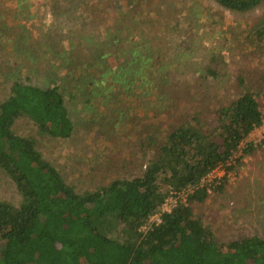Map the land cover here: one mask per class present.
Listing matches in <instances>:
<instances>
[{"label": "trees", "instance_id": "1", "mask_svg": "<svg viewBox=\"0 0 264 264\" xmlns=\"http://www.w3.org/2000/svg\"><path fill=\"white\" fill-rule=\"evenodd\" d=\"M10 1L16 2L13 8L0 5L5 43L12 44L16 56L30 50L31 61L27 54L26 62L48 53L56 64L48 66L55 85L29 83L26 76L13 80L8 96L0 101V169L21 197L19 204L0 199V264H264V234L225 242L194 212V204L209 197L211 185L202 180L217 167L223 168L226 178L254 151L252 144H241L261 125L263 116L256 100L259 92L246 85L242 74L234 85L237 94L212 106L210 124L199 116V100L190 105L182 94L189 83L193 96L200 95L201 88L210 95L211 81L220 76L219 65L226 60L211 56L213 65L193 64L186 53L191 47L180 37V24L173 23L168 31L166 18L161 27L153 24L146 34L144 23L150 17L141 20L143 30L136 34L138 21L122 28V19L113 17L117 9L113 0L110 4L108 0H51L46 6L51 24L43 34L55 38L41 46L27 24L38 0ZM131 2L127 0L128 7ZM213 2L221 11L241 14L264 0ZM189 33L194 34L191 25L184 32ZM70 34L78 37L73 63L63 51L62 38L55 40L64 35L72 44ZM251 34L258 45L264 39V24L253 27ZM172 40L173 50L165 46ZM178 42L183 49L178 50ZM246 49L252 51L251 46ZM110 58L117 64L110 65ZM115 92L129 102V112L151 113L159 124L161 111L166 113L164 120L170 118L159 140L156 123L143 127L142 140L158 147L141 162L138 176L115 177L79 191L35 148L32 137L13 129L23 117L42 135L67 139L73 124L65 96L93 113L94 106L117 101ZM225 183L224 179L215 190ZM188 190L186 201L162 212L160 221L145 232L141 230L160 211L168 192Z\"/></svg>", "mask_w": 264, "mask_h": 264}, {"label": "rangeland", "instance_id": "2", "mask_svg": "<svg viewBox=\"0 0 264 264\" xmlns=\"http://www.w3.org/2000/svg\"><path fill=\"white\" fill-rule=\"evenodd\" d=\"M49 1L51 2L38 0L34 8H31L32 18L27 21L28 29L33 33L30 35L38 39L41 46L44 40L55 38L54 34H43L51 24L46 9ZM113 1L116 2L117 8L113 17L122 19L121 27L134 20L138 22L134 25L133 32L140 33L139 31L143 30L141 26L145 24L148 29L146 34H150L153 24H159L161 27L163 20L167 18L170 21L166 25L168 31L174 27L173 23L180 24V37H184L191 47L189 52H185L190 55L193 64L198 63L203 67L208 63L213 65L211 56L226 60L219 65L220 76L211 81L210 95H206L201 88L198 90L200 95L193 96V87L189 83L188 89L183 91L182 95L188 104L193 105L199 100L197 111L200 117L206 118L210 124L213 123L212 106L237 94L234 85L240 74L248 87L259 92L256 100L264 110V39L258 41L257 45L255 34H251L253 27L264 24V2L258 8L240 14L219 10L213 0H131L130 7L127 6V0ZM15 3L0 0V5L3 4V7L8 9L13 8ZM107 3L110 4V0ZM150 17L151 20L141 24L142 19ZM10 24L11 21L7 19L6 25ZM190 25L194 28V34H184ZM61 38L63 51L66 52L67 59H71L70 63H73L72 54L76 49L78 37L73 36L72 44L64 35L56 37L55 40ZM174 41L165 46L172 48ZM176 45H179L178 50L183 49L179 42ZM248 46L252 47V51L246 49ZM13 49L12 44L7 45L0 34V101L8 96L13 80L24 79L26 76L29 83L55 85L54 76L48 66L55 65L56 61L48 59V53L38 54L36 48V61L26 62L27 57L31 61L32 52H16V56ZM109 60L110 65L117 64L113 58ZM215 92L218 95L215 96ZM115 94L119 97L117 101L107 102V107L96 105L93 113L87 111L83 104L73 102L65 96L73 124L72 135L67 139L42 135L36 131L30 120L23 117L15 121L13 129L21 135L32 137L35 148L60 170L66 182L74 184L79 191L93 189L115 177L138 176L141 173V162L154 155L158 147H149L147 141L142 140V130L147 123L155 124L157 119H154L151 113L129 112V102L117 92ZM160 116L162 122L154 126L158 130V140L163 136L165 126L170 120H164L167 116L163 111ZM104 133L107 135H103ZM257 133L254 132L251 139H248V136L244 141L254 147L253 153L244 157V164L226 178L223 177V169L214 170L203 181L211 185L208 199L204 203L194 204V212L210 226L219 240L225 242L233 238L264 234V145L262 141H258L261 136ZM252 139L253 141H250ZM224 179L226 183L222 189L215 190V186L221 185ZM185 197V193L168 192L164 203L168 208L174 204V200L177 203L182 202ZM20 198L13 182L0 169V199L19 204Z\"/></svg>", "mask_w": 264, "mask_h": 264}, {"label": "built area", "instance_id": "3", "mask_svg": "<svg viewBox=\"0 0 264 264\" xmlns=\"http://www.w3.org/2000/svg\"><path fill=\"white\" fill-rule=\"evenodd\" d=\"M260 108V107H259ZM260 111H261V113H262V123H261V125L259 126V127H257V128H255L252 132L254 133V132H258L257 134H259L260 133V136L261 137H259L258 138V141L260 142V141H262L263 142V145H264V110H262L261 108H260ZM250 133L249 134V137H248V139H251V137H253L252 135H253V133ZM254 139V138H253ZM253 139L252 140H250V141H253ZM245 141V140H244ZM246 145V143H242L241 144V146H245ZM216 169H223V168H221V167H217ZM216 169H214V170H216ZM214 170H212L209 174H212V172L214 171ZM224 171V170H223ZM225 173V172H224ZM208 174V175H209ZM232 173H229L227 176H230ZM207 175V176H208ZM206 176V177H207ZM224 176V175H223ZM205 177V178H206ZM204 178V179H205ZM204 179L202 180V182L204 181ZM203 184H205V183H203ZM187 192H189V190L188 191H182V192H179V193H175V192H170V193H172V194H180V193H185V195H186V197H187ZM208 192H209V188H208ZM186 197L185 198H183V200H182V202H184L185 200H186ZM164 203V202H163ZM177 204V201L176 200H174V204L171 206V207H166L167 205H166V203H164L163 205H162V207H161V209H160V211L156 214V215H154V216H151L149 219H148V221L141 227V230L142 231H146L153 223H156V222H159L160 221V214L162 213V212H165V211H170L171 210V208H173L175 205Z\"/></svg>", "mask_w": 264, "mask_h": 264}]
</instances>
